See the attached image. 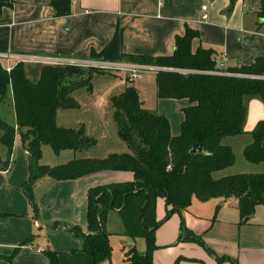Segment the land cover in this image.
Returning <instances> with one entry per match:
<instances>
[{"label": "crops", "instance_id": "crops-1", "mask_svg": "<svg viewBox=\"0 0 264 264\" xmlns=\"http://www.w3.org/2000/svg\"><path fill=\"white\" fill-rule=\"evenodd\" d=\"M11 1L13 6L4 8L0 15V55L10 58L1 59L0 62L3 66L11 67L24 63L28 77L35 82L45 65L89 67L88 63L93 61L92 53L102 52L111 43L118 28L123 31L122 52L126 55L171 56L175 51L176 38L183 36L190 28L199 33V37L193 41V52L200 47L212 50L215 61L225 54L228 73L242 65L253 64L258 57H264V20L259 19L257 9L250 12L246 7L247 3L259 7L254 0H74L72 13L67 17H56L51 6L53 0ZM204 5L208 7L209 21L201 23ZM145 68L153 73L149 87L155 88L157 96L156 72L162 68ZM114 74L119 78L120 91L111 98L122 94L127 87L125 73ZM103 76L109 75H95L94 78ZM140 79L143 81L145 75L141 74ZM136 82L132 84L138 90L145 108L142 92L146 87L144 83ZM8 96L14 105L12 87L8 90ZM111 98L93 106L98 109L111 107ZM158 101V107H161L163 100ZM170 101H174L171 103L181 110L189 105L187 100ZM61 110L57 113L59 127H84L87 136L92 138L97 135L99 138L101 130L105 129L97 120L91 124L79 123L78 127L61 125ZM163 116L169 118L168 115ZM14 118L11 125L16 126L15 113ZM183 120L182 112L181 124ZM262 121L264 102L251 99L244 134L228 136L222 144L230 147L234 154L240 145L244 155L245 148L253 142V131ZM171 128L173 136H178L179 131L175 133ZM23 134V131L17 130L10 170H0V179H3V186L0 185V264H50L45 255L48 251L58 254L59 264H87L84 240L70 230L78 226L85 235L94 233L89 225L90 189L131 181L133 174L105 171L68 181L43 177L34 186L38 206L35 212L24 193V185L29 179V140H25ZM1 137L2 134L0 155L6 161L8 151L1 143ZM42 151L43 165L53 167L74 160L100 158L98 155L84 156L82 152L78 154V151L64 150L56 154L60 161L44 163L45 156L50 155L44 153V147ZM247 163L244 171L230 170L233 165L227 168L229 172L225 169L215 172L213 176L221 179L239 173H264V163ZM202 203L204 209L200 206L195 209L192 204L183 212L184 227L178 224L181 216L174 214L176 219L171 217L157 229L155 241L158 249L154 252V264H220L222 258L227 259L222 264H264V206H258L250 222L241 225L236 199H212ZM163 208L166 215L165 200L159 199L156 208L159 220H162ZM111 213L118 214L117 211ZM175 220V224L168 228ZM188 231L193 236L201 237L202 242L189 237ZM164 237L166 239L163 241ZM128 243L132 249L133 244ZM141 247L139 251L143 254L146 248ZM127 256L128 253L125 263L128 262Z\"/></svg>", "mask_w": 264, "mask_h": 264}, {"label": "trees", "instance_id": "trees-1", "mask_svg": "<svg viewBox=\"0 0 264 264\" xmlns=\"http://www.w3.org/2000/svg\"><path fill=\"white\" fill-rule=\"evenodd\" d=\"M73 1L53 0L51 6L56 17L70 16ZM254 1L259 3V19L264 20V0ZM12 6L11 0H0V15L4 8ZM198 37L197 31L187 28L183 36L176 38L173 55L133 56L122 52L123 31L118 28L111 43L91 57L162 68L156 72L157 98L189 102L182 110L184 120L180 133L173 136L168 118L143 108L138 90L127 80L125 91L113 97L111 103L119 137L131 153L106 159L74 160L54 167L41 163L44 145L51 146L58 155L64 150L82 151L96 144L84 127H59L57 113L60 109H79L74 92L82 88L92 91V80L101 70L86 72L74 65H45L35 82L28 77L24 63L16 64L8 73L0 62V102L6 101L12 87L16 114V126L0 119L1 143L8 151L6 161L0 155V170H10L17 130L23 131L25 140H29V179L24 193L35 212L38 206L34 186L43 177L68 181L105 171L133 174L131 181L90 189L89 225L94 233L85 235L78 226L70 230L84 240L87 264L111 258L106 224L112 211L129 218V234L138 230L134 226L137 217L144 226L140 236L146 240L145 253L140 254L134 247L126 260L130 264H154V252L158 249L155 232L174 214L181 216L184 227L182 214L191 206L193 198L201 202L236 199L241 225L250 222L258 206H264V173L221 179L213 176L235 164L233 150L222 141L228 136L244 134L248 102L255 98L264 102V57L256 58L251 65L232 69L230 75H217L214 51L200 47L193 52V41ZM252 136L253 142L244 150L245 159L250 163H264V121ZM194 145H202V151L190 155ZM159 199H164L166 204V215L161 221L156 219ZM188 236L202 242L201 237L189 231ZM45 255L50 264H59L56 252L48 251ZM224 261L227 259L219 260L220 264Z\"/></svg>", "mask_w": 264, "mask_h": 264}, {"label": "rangeland", "instance_id": "rangeland-1", "mask_svg": "<svg viewBox=\"0 0 264 264\" xmlns=\"http://www.w3.org/2000/svg\"><path fill=\"white\" fill-rule=\"evenodd\" d=\"M246 7L248 8L250 12H255L256 9L257 11H259V7L256 4L252 5L251 3H247ZM92 60L93 61L88 63L89 67L84 68L86 72L92 69H100L101 70V72L99 73L100 76L101 75H109V76L93 78L92 80L93 88H92V91H90L91 93H89L86 88H82V89L75 91L73 94L74 98L77 104L80 106V108L82 107V109L80 108L71 109V110H61L60 109L61 110L60 116L62 118L59 123L61 125H66V127H78L79 123L86 122L87 124H91L93 123V120L94 121L97 120L98 123H101L102 125H104L105 129L101 130L99 138H98V135L96 138H92L88 136L89 138L94 139L96 141V144L89 149L78 151V154L79 152H82V155L84 156L98 155L100 157L99 159H106L109 156L116 155V154L118 155L129 154L131 153L129 146L118 135V127L114 120V113H113L114 109L112 108V106L111 107L107 106L105 108H99V109L93 106L94 104H101V102H103L104 100L106 102L109 101L111 96L116 95V93L120 91V88L118 87L119 78L116 77V75L114 74V73H118L119 71L111 70L109 68L110 65L113 66L117 63L105 62L102 59H97V58H93ZM138 66H142V65H138ZM142 67L143 69L140 70L139 72L142 75H145V79L148 78V80L144 79L142 81L141 79H137L136 83H140L141 85L144 83L146 87V90L142 92L143 93L142 97L146 101L145 102L146 104L144 107L146 109L149 108L148 110L155 111L156 113L160 115H164V114L168 115L169 117L168 119L170 120V123H172L171 126L173 127V131L175 133L179 131L180 133V124H181L180 120L182 119V110L179 109L175 103H171L174 101H170V100H163L161 107H158V103H160V101H158L157 96L155 94V88L153 86L149 87L150 78L152 77L151 75L153 73L150 71L144 70L146 69L145 67L152 68V69H157V67L154 68L152 66L149 67L145 65H143ZM111 100H110V103H111ZM14 113H15L14 105L8 96L6 101L0 106V119H2L3 121L7 122L10 125L14 124V121H15ZM102 134L103 135L106 134V135L101 136ZM43 147L45 150L44 153L48 152L50 155V156H47V155L45 156V159L43 161L44 163H52L50 161H60V159H58V156L53 151L51 146L44 145ZM43 147H42V150H43ZM241 147L242 146L238 145L237 150H236L237 153L234 154L235 164L232 167V169H230L232 171H244L245 166H247L248 164L244 158ZM68 163L69 162H67V164ZM50 167H53V166H50ZM227 170H228L227 172H229V169ZM239 174H236V175H239ZM216 176H219V174ZM192 204H194L195 209H197L198 206L202 207L203 209L205 207L204 203L198 201L196 198H193ZM206 210L208 211V209ZM110 213L107 219L106 232L110 235L109 239H110L111 246H112V255H111V258H107L98 264H110V259L112 260V264H130L128 262L125 263V260H124L128 251L131 250L129 248L130 246H129L128 241L133 244L131 248L135 247L140 254H141V252L139 251L140 246H142L141 247L142 249L146 248V241L144 237L140 236V229L144 228L143 223H141L137 217V220L134 222V226L139 231L137 230L138 233L136 232L133 234L131 233L129 234L127 232L128 231L127 226L129 225V218L123 215H118L115 213L110 214ZM129 215H132V214L130 213ZM164 215H165V211L163 208L162 219ZM178 216L180 217L179 214ZM176 218L177 216L173 217V219H176ZM156 219L158 221H161L159 220V217H157V212H156ZM180 221L181 220L178 221V224H181ZM175 222L176 220L170 223L168 225V228L174 225ZM165 239L166 238L164 237L163 241Z\"/></svg>", "mask_w": 264, "mask_h": 264}, {"label": "built area", "instance_id": "built-area-1", "mask_svg": "<svg viewBox=\"0 0 264 264\" xmlns=\"http://www.w3.org/2000/svg\"><path fill=\"white\" fill-rule=\"evenodd\" d=\"M208 7L207 5H204L202 7V15H201V23H206L209 21V14L207 12ZM9 59L10 56L8 55H0V60L1 59ZM228 58L225 54H222L216 61V70H215V74L217 75H230V73H228L226 71V64H227ZM4 69L10 73L13 70V67H11L10 65H5L3 66ZM111 70H116V71H121L123 73H125L126 76V81H130L131 83L136 81L137 79L141 78V73L139 72L140 70L143 69L142 66H136V65H131V66H126L124 64H115L113 66L110 65L109 67ZM145 70V69H144ZM184 74H187L188 71H181ZM41 252H43V250H39Z\"/></svg>", "mask_w": 264, "mask_h": 264}, {"label": "water", "instance_id": "water-1", "mask_svg": "<svg viewBox=\"0 0 264 264\" xmlns=\"http://www.w3.org/2000/svg\"><path fill=\"white\" fill-rule=\"evenodd\" d=\"M201 151H202V145H194L190 149L189 154L193 155V154H196L197 152H201ZM0 185L3 186V179H0Z\"/></svg>", "mask_w": 264, "mask_h": 264}]
</instances>
